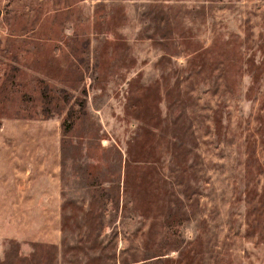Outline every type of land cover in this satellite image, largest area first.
I'll list each match as a JSON object with an SVG mask.
<instances>
[{
    "label": "rangeland",
    "instance_id": "374dc122",
    "mask_svg": "<svg viewBox=\"0 0 264 264\" xmlns=\"http://www.w3.org/2000/svg\"><path fill=\"white\" fill-rule=\"evenodd\" d=\"M61 142L62 237L0 264H264V0H0V139Z\"/></svg>",
    "mask_w": 264,
    "mask_h": 264
},
{
    "label": "crops",
    "instance_id": "0c3cea01",
    "mask_svg": "<svg viewBox=\"0 0 264 264\" xmlns=\"http://www.w3.org/2000/svg\"><path fill=\"white\" fill-rule=\"evenodd\" d=\"M49 141L0 139V242L14 240L20 251L62 237L61 142L52 139L50 153Z\"/></svg>",
    "mask_w": 264,
    "mask_h": 264
}]
</instances>
